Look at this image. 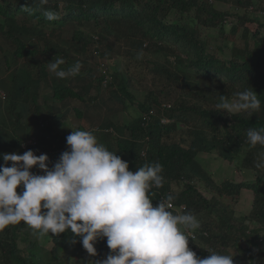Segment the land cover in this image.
Here are the masks:
<instances>
[{
	"label": "trees",
	"instance_id": "obj_1",
	"mask_svg": "<svg viewBox=\"0 0 264 264\" xmlns=\"http://www.w3.org/2000/svg\"><path fill=\"white\" fill-rule=\"evenodd\" d=\"M235 1L236 8L244 6L252 16L244 12L241 15L237 10L231 14L218 11L211 0H49L43 8L57 12L60 19L47 21L42 9L37 5L32 6V15L23 10L22 7L31 5V0H0V35L13 48L8 54L0 52V63L10 66L17 59H31L37 56L40 50L56 54L62 52V55H66L64 47L70 41H75L74 45L80 42L81 46L76 50L78 57L74 63L79 61L85 67L82 66L80 73L75 77L53 79L51 89L56 100L78 98L85 101L84 98L87 97L86 105L90 107L89 102L96 99L97 95H91L89 91L93 87L95 92L99 89L103 74L96 76L93 74L94 69L86 66L87 57L90 55L87 52V45L90 42L77 27L93 24L100 26V37L103 41H108L107 34L114 31L119 36L126 34L130 45L135 47L137 52H141L147 46L155 53L171 55L173 65L181 69L180 74L169 69H159L155 65L153 67L158 76L165 74L163 79L167 85L176 82L181 84L183 89L191 88L198 97L207 98L215 103L218 102L220 95L228 96L232 88L238 92L251 87L264 106V37L254 38L252 47H249L246 41L243 49H233L232 55L227 59L218 57L201 36L199 26L223 28L225 16H230L235 21L230 26L231 32L236 31L237 23L244 25L247 22H254L258 26H264V23L259 21V18L264 16L259 12L264 10V6H255L251 0ZM242 3L246 5L242 6ZM255 7L260 9L255 12ZM172 13L178 17H170ZM63 25H70L72 29L63 37L62 43L60 38L54 37H59L62 30L54 36L51 33L50 38L42 31L45 26L62 29ZM242 31L247 39V28L244 27ZM144 40H147L145 45ZM111 47L110 43L106 44V49L101 52L96 44L91 48V53L96 52L97 55L108 57L113 52ZM1 51L4 52V49ZM79 53L84 54V57ZM30 62L32 66L41 64L33 60ZM74 63L67 61L61 68L67 69ZM95 66L97 67L96 64ZM124 66H127V63ZM191 70L203 78L211 79L213 88L198 89V85L190 78ZM149 71L151 72V69ZM39 77L43 80L46 77L44 65L38 69L35 80ZM70 79L78 80L76 81L78 89L69 84ZM114 83L117 87L109 89L108 99L115 98L114 100L119 101L122 107L130 109L129 102L136 101V96L129 91V79L122 71L116 70L108 84ZM0 87L11 93L10 97L4 99L0 97V154L13 153L16 147L15 152L21 154L19 142L30 133L35 135L36 146L30 147L29 150H33L35 154L43 145H51L54 151L44 154H47L50 162L54 163L66 149L68 134L59 127L55 129L53 121L40 126L42 114L35 113L41 112L36 102L37 91L32 92L29 101L27 99L29 90L25 84L13 86L0 79ZM156 102L157 104H154ZM137 108L130 121L120 124L107 118L87 131L95 130L97 139L101 141L100 143L103 142L108 150L117 152V155L122 152L128 154L130 171L144 164L140 159L142 149L147 150L146 163L159 162L162 165L163 187L153 189L150 198L153 199L152 203L155 206L162 197L174 195L176 197L173 201L174 208L171 209L173 214L191 212L197 214V219L203 221L204 225L201 224L200 229L196 230L194 239H189L188 246L191 250L197 248V257H207L209 255L207 249H212L224 255L234 254V264H264V173H259V170L254 168L259 158V155L254 156V153L257 150L264 153V147L259 145L255 148L249 147L251 151L242 156V164L256 171L255 181L251 183L225 180L216 185L210 181L208 173L197 158L200 152H211L215 149L228 159L240 155L243 148L249 146L246 143L247 131L264 128V111L257 112L251 117L244 113L228 116L215 111V108H203L196 103L188 104L177 99L173 104L165 105L156 100L152 91H147L146 99L138 102ZM183 108L199 114L203 127L189 129V133L184 136L189 141L186 147L178 142L161 145L159 141L163 132L177 126L175 122L183 117L173 113ZM55 115L56 113L49 114V119H53ZM77 116L82 117L79 110ZM161 117H168L173 121L161 124L159 122ZM148 120H152V123L144 127L143 124ZM17 127L20 133L16 132ZM151 136L154 138L153 143L150 141ZM149 143L153 144L154 151L147 149ZM0 163H3L2 158ZM173 181L182 183L183 188L173 192L171 187ZM199 181L213 187L219 195L239 194L242 189L252 190L254 193L252 209L246 215L236 216L232 208L216 198L205 199L193 186L194 182ZM17 192H20L19 188ZM180 206L183 208L179 209ZM211 214L215 215V219ZM252 221L257 225L254 226ZM20 224L7 227L4 234L0 235V264H60L58 252L68 248L78 252L82 258L92 260L85 255V250L79 242L75 245L69 243L70 233L59 236L50 234L48 236L52 243L50 247L43 246L36 238H30L27 246L19 250L16 232ZM95 247L97 257L94 260L105 258L109 252L106 238L97 241Z\"/></svg>",
	"mask_w": 264,
	"mask_h": 264
},
{
	"label": "clouds",
	"instance_id": "obj_2",
	"mask_svg": "<svg viewBox=\"0 0 264 264\" xmlns=\"http://www.w3.org/2000/svg\"><path fill=\"white\" fill-rule=\"evenodd\" d=\"M48 3L31 0L30 6L22 8L32 15V6L37 5L47 21L60 19L57 12L43 8ZM227 17L223 23L232 25V17L224 21ZM142 55L139 53L137 58ZM65 63L58 57L47 62V67L60 79L80 73L79 61L61 68ZM215 111L251 117L264 111V106L255 91L247 87L232 99L220 95ZM172 121L168 117L159 119L161 124ZM151 123L148 120L143 126ZM94 132L72 130L66 136V149L54 163L41 148L37 155L29 150L36 146L34 138L20 140L21 154H0V232L23 222L38 239L70 233L69 243L79 242L88 257L97 256L95 244L106 238L109 252L105 258H82L79 264H234V254L207 249L209 255L199 258L189 248V239H194L201 224L191 212L173 214L174 195L162 197L153 205L150 193L163 187V167L159 162L146 163V149L140 150L144 164L130 171L128 162L99 143ZM246 136L250 148L264 147V128L250 129ZM34 167L41 174L30 171ZM254 168L264 170V155ZM68 264L76 262L69 260Z\"/></svg>",
	"mask_w": 264,
	"mask_h": 264
},
{
	"label": "rangeland",
	"instance_id": "obj_3",
	"mask_svg": "<svg viewBox=\"0 0 264 264\" xmlns=\"http://www.w3.org/2000/svg\"><path fill=\"white\" fill-rule=\"evenodd\" d=\"M251 1L255 6H264V0ZM211 3L218 11L229 12L231 14L233 11L237 10L241 15L242 12L250 15L247 11L248 8L246 9L243 6L246 4H241L243 8H236L237 3L235 0H211ZM259 9L260 8L255 7L254 11L256 12ZM170 17L177 18L178 16L172 13L170 14ZM180 20H182L181 17ZM232 21L233 23L235 22L233 18ZM259 21H262V23H264V16H261L259 18ZM230 26L231 25L229 24L228 26H223V28H204L203 26H199L202 38L206 41L209 48L220 58L228 59L232 55V50L243 49L246 45V41L249 47H252L254 38L262 39L264 37V26H258L257 23L254 22H247L244 25L242 23H237L235 32H231ZM61 27L62 29H59L58 27L53 28L45 26L42 31L47 38H50L51 33H53L54 36L57 32L62 30L59 37L54 36L56 39L60 38L62 40L60 43H62L63 37L69 31L71 32L72 28L70 25H63ZM244 27L248 30L247 39L243 36L242 29ZM77 29L82 31L86 36L85 39H89L90 42V44L87 45V52L90 55L87 57L88 61L86 66H91L92 69H94L93 74H95L96 76H98L100 73L103 74L99 89L95 92V87H93L89 91L91 95H97L96 99L89 102L91 105L90 107L86 105V102L88 101L86 95V98H84L85 101H82L78 98L56 100L52 94V80L64 79L56 77V75L53 72L49 71L47 67V62L51 61L52 59L55 60L58 57L63 58L66 62L70 61L74 63L75 58L78 57V55L76 54V50L81 46L80 42L74 45L75 41H70L64 47V49H66L67 51L66 55H62V52L56 54L52 53L51 51L48 52L40 50L37 56H34L31 59H17V61L12 63L10 66L0 63L1 80H5L7 81V84H12L13 86H16L18 84H25L29 90V93L27 94L28 100L30 99L32 92L37 91L36 102L40 106L41 112L35 111V113L36 115H38L39 113L42 114V121L40 122V126H43V124H49L51 121H53L55 129L59 127V129H62L69 135L72 130H89L100 121H104L107 118H111L115 123L121 124L123 122L131 120L135 110H138V102H142L146 99L147 91H152L156 96V100L165 105L171 103L173 104V102L177 99L182 100L183 102H187L188 104L196 103L203 108H215V102L207 100V98L203 99L201 97H198V95L194 94V90H192L191 88L183 89L181 84H178L176 82L171 85H167V83L163 79L165 74H162V76H158L157 72H154L153 67L155 65L159 69H169L171 71H175L176 73L179 72L180 74L181 69L173 65L171 55L164 56V54L162 53H155L151 49H148L147 46H145V48L141 50V52L143 53L142 57L138 59V54L141 52H137L136 48L130 45L128 36L126 34L119 36L116 32L113 31L107 34L108 41H103V38L100 37V26L85 24L79 25ZM253 35H255V37H253ZM6 41L7 40L3 39L2 35H0V52L4 54H8V52L13 49ZM33 41L42 40L33 39ZM144 41H146L144 45L147 44V40ZM109 43L110 45H112L111 48L113 50L110 56H100L97 55L96 52H93V54L91 53V48L96 44L99 47V51L104 52V50L106 49V44ZM218 47H220L221 49H218ZM2 49H4V52L1 51ZM80 56L84 57V54L81 53ZM30 60L40 62L41 64L32 66L29 64L31 63ZM125 62L127 63V66H124V64H126ZM95 64L97 65V67L95 66ZM43 65L46 71V77L44 78V80L40 77L35 80L38 69ZM82 66L83 68L85 67V65ZM149 69H151V72L149 71ZM116 70L122 71V74L127 76V78L129 79V91L136 96V101L133 100L132 103L131 101L129 102L131 105L130 109L122 107V104L119 101L114 100L115 98H112V100L108 99L109 89L117 87L115 86V83L114 85L108 84L111 79V75H113L114 71ZM190 78L198 85V89L210 90L214 86L211 79L203 78L198 75V73H195L192 70ZM76 81L78 82L77 79H70L68 82L73 88L75 87L76 89H78ZM10 94L11 93L9 90L4 89V95H6V97H10ZM235 94L236 92L232 88L231 90H229V95L226 97L232 99ZM154 104H157V102ZM5 106L6 104L4 102L3 107ZM77 110L82 113L81 118L77 116ZM53 113H56V115L53 119H49V114ZM173 114H177L183 117L179 118V120L175 122L177 126H174L168 132H163L159 142L161 145H170L171 143L178 142L182 144V146L186 147L189 144V141L184 136L189 133V129L191 127H203L201 123L202 117L199 114H195L189 109L184 108L180 111L174 112ZM16 132H21L19 131L18 127L16 129ZM26 138H29V140L33 138L35 139V135L29 133ZM153 140L154 138L151 136V143H153ZM98 142L100 143L101 141L98 140ZM151 143L147 145V149H149L150 151H154L153 144ZM41 149L43 150V154L44 152L54 151V147H52L51 145H43ZM15 151H17V147L15 148ZM250 151L251 149L249 148V146H246L243 148L240 155L233 156L232 158L228 159L221 156L219 151L215 149L211 152L202 151L198 154L197 158L208 173L210 181L215 183L216 185H219L222 181L225 180L251 183L255 181L256 171L253 168L245 166L241 162L242 156L244 157L246 153ZM35 154L37 155V153ZM40 154L41 153L39 152L38 155ZM258 155L260 157L261 155H264V153H260L257 150L254 153V156L258 157ZM118 156H120L125 161H127V159L129 158V155L124 152L120 153V155ZM30 171L36 174H41L35 167ZM259 173H264V170H259ZM193 184V186L203 195V197H205V199H213V197L216 198L219 202H222L232 208L236 216L246 215L252 209L254 193L250 189H242L239 194L219 195L213 187L207 186L203 181L194 182ZM171 187L173 192H177L183 188V184L178 181H173L171 183ZM18 188L21 191V188ZM196 215L197 214H195V216ZM211 216L213 219H215V215L211 214ZM198 220L200 224L204 225L201 219ZM251 223L254 224V226L257 225L253 221ZM2 233L4 234V231L0 232V235ZM16 234L18 242L17 248L19 250H23L27 246V242L30 240V238H36L31 235L30 229L24 224L19 225ZM36 240L46 247H50L52 245L51 240L48 236L39 239L36 238ZM58 254L59 259L61 260L60 264H68L69 260H73L76 262V264H79L80 260L82 259L81 255L78 252L73 251L71 248H68L65 251H59ZM85 255H87L86 251ZM96 257H91V259L94 260Z\"/></svg>",
	"mask_w": 264,
	"mask_h": 264
},
{
	"label": "built area",
	"instance_id": "obj_4",
	"mask_svg": "<svg viewBox=\"0 0 264 264\" xmlns=\"http://www.w3.org/2000/svg\"><path fill=\"white\" fill-rule=\"evenodd\" d=\"M250 8H251V7H250ZM259 12H260L261 14H264V10H260ZM230 20H231L230 17H227V18L224 19L225 22H228V21H230ZM0 97H4V92H3L2 89H0ZM196 250H197V248L193 249L192 251H194V252L196 253Z\"/></svg>",
	"mask_w": 264,
	"mask_h": 264
}]
</instances>
